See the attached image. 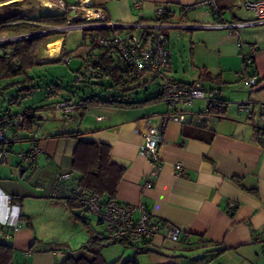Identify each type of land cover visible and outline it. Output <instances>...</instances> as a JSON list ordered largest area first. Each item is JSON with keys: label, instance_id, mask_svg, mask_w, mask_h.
<instances>
[{"label": "crops", "instance_id": "1", "mask_svg": "<svg viewBox=\"0 0 264 264\" xmlns=\"http://www.w3.org/2000/svg\"><path fill=\"white\" fill-rule=\"evenodd\" d=\"M62 1L75 6L81 0ZM199 1L142 0V6L136 7L135 0H93L111 20L126 26L153 24L156 9L166 7L173 14L174 25L167 31L170 78L186 85L200 81L206 89L218 90L224 104L222 113L207 116L204 100L195 101L188 109L180 108L179 111L186 113V122H171L166 127L165 142L159 151L160 171L154 175L156 167L139 152L147 127L159 123L151 116L168 111L162 101L130 110L92 108L83 117L76 111L70 120L63 121L56 118V111L50 113L63 92L48 90V102L38 108L49 114L45 121L49 123L40 142L42 153L32 167L20 158V154L33 146L30 134L21 132L14 138V132L9 131L6 135L11 152L7 163L0 164V247H9L10 253L1 257L0 264H61L65 256L58 249L71 250L76 257L87 256L82 250L88 240L86 228L81 220L76 222L75 212L51 197L58 176H71L77 139L68 134L77 131L84 133L82 140L109 145L112 162L125 169L117 190L120 202L142 204L154 219L188 236L177 244L157 236L143 245L142 257L122 246L130 254L124 252L109 261L106 248L103 256L108 264L132 259L139 264H194L201 259L209 264H264V134L259 140L256 131L258 105L264 101V25L239 28L235 32L212 27L220 19L236 25L251 20V14L241 5L242 0H215L218 14H210L208 7L182 13L184 7ZM32 8L55 11L51 15L61 13L51 6V0H0V22L15 16L28 18L18 9ZM10 26L19 28L16 24ZM182 29L191 34H183ZM171 30L184 35L190 46L192 62L187 68L184 59L180 62L172 49ZM10 32L2 34L11 35ZM59 44L51 52L58 50ZM251 46L257 48L254 63L240 76L242 55ZM203 72L210 74V80H200ZM253 76L260 80V85L250 93L245 78ZM155 82L154 77L145 74L133 86ZM97 86L96 82L85 90L97 91ZM51 92L57 95H49ZM155 92L143 100H123L144 102L156 98L160 87ZM246 100L253 102L251 120L237 109L236 104ZM11 105L10 100L5 102L0 107V116L7 109L12 113L26 110L20 107L13 112ZM98 117L104 120L98 121ZM178 165L182 166L179 175ZM72 176L77 178L76 174ZM148 182L154 184L153 188H146ZM9 196L20 200V211L9 208ZM90 217L93 230L104 233L96 226V218ZM19 222L23 227L15 230ZM81 231L86 232V239L76 246L75 235Z\"/></svg>", "mask_w": 264, "mask_h": 264}, {"label": "built area", "instance_id": "2", "mask_svg": "<svg viewBox=\"0 0 264 264\" xmlns=\"http://www.w3.org/2000/svg\"><path fill=\"white\" fill-rule=\"evenodd\" d=\"M87 1H92L88 4ZM136 7L142 6V0H135ZM242 7L251 14L252 19L242 24H230L223 22L221 19L217 21L213 28H221L235 32L239 28L264 25V0H242ZM51 6L54 9L60 10L62 13H77L69 18L68 25L65 27H45L44 25L30 21L28 24L38 27L40 30L17 35H0V47L11 45L13 43L47 35H63L69 34L72 30L80 29L84 32L100 31L107 32L106 35L98 36L91 35L88 40L93 41L95 48L93 53L87 57V61L83 67L82 73L75 77L76 84H82L89 78L101 75L102 56L108 57L116 64L121 65L123 69V78L125 80L137 79L141 74H149L155 76L161 81L162 102L167 106L168 111L162 114H154L151 119L157 118L159 123L157 126L149 125L146 129L145 142L140 149V155L152 161L157 172L160 171L159 151L162 144L165 142L164 132L166 127L171 122L183 124L186 122V113L179 111L180 108L188 109L197 100H204L207 103L205 114L208 116L209 106L216 104L219 99V91L216 89H206L199 81L188 85L179 83L170 78L168 68L170 67V39L165 35V32L172 28V23H164L162 20L168 16V12L164 6H159L155 12V21L150 25H133L126 26L114 22L105 13L104 8L96 7L93 0H81L75 6H67L62 0H51ZM201 7H208L210 14H218V8L215 0H201L192 5L183 8L184 12H189ZM74 18H79V22L71 21ZM80 17H85V20H80ZM15 24V23H12ZM131 29V30H129ZM150 29L151 36H146L139 33V30ZM137 30V31H136ZM241 47V44L239 45ZM257 52L256 46H251L247 54L242 55L243 71L240 76L245 74L247 68H250L254 63V58ZM66 64L72 61V57H67ZM245 83L249 92L256 90L260 85V80L256 77L245 78ZM253 102L246 100L237 104L238 113L246 115L247 119L254 118ZM259 112L256 117V128H260L257 132L260 134L259 140L263 136L264 128V101L259 103ZM76 102L74 99H66L58 103L54 111H58L60 115L69 119L75 111ZM41 122L36 126L34 131L30 133L33 140V146L28 153L20 154L22 161L31 167L37 156L42 153V149L36 145L44 139L43 121H47L49 114L40 113L37 115ZM98 121H103V117H98ZM17 124L15 119L9 116H4L0 122V145L6 142L7 128L14 127ZM10 156L9 150L0 149V164L7 163ZM178 175L182 172V166L176 167ZM69 175L59 176L60 184L70 181ZM153 183L148 182L146 188H153ZM76 194L81 199L80 202L86 209L100 216L105 224V236L110 243H115L122 240H127L135 249L143 243L152 241L155 237L160 236L167 241L179 243L188 238L187 234L182 230L175 228L169 224L159 223L154 220L151 214L142 204L125 206L118 201H113L106 204L101 209L99 199L89 195H81L79 189H76ZM9 208L20 211L22 203L13 197H8ZM234 208V206H231ZM23 227V223L19 222L14 226L15 230ZM258 241H260L258 237Z\"/></svg>", "mask_w": 264, "mask_h": 264}, {"label": "trees", "instance_id": "3", "mask_svg": "<svg viewBox=\"0 0 264 264\" xmlns=\"http://www.w3.org/2000/svg\"><path fill=\"white\" fill-rule=\"evenodd\" d=\"M165 9L168 12V16H166L162 21L164 23H171L173 14L166 7ZM182 13H187V12H184L182 10ZM71 16H72L71 12L69 13L61 12V13L41 17L40 19H35V20H30L28 18H23L20 16L11 17L5 20L4 22H0V27L2 25H5L3 26L4 28H0V35H2L4 31H8V32L11 31L10 33H12L13 35H17V34L35 32L40 30L38 27L28 24L30 21L31 22L36 21L44 25L45 27H65L68 25L69 18ZM12 23L18 25L17 27L19 28L14 29L13 27H11L10 25H12ZM138 32L146 36H151V34H149L151 32L150 29H142L139 30ZM106 34L107 32L103 30L89 31V32H85V38L88 39V37L91 35H95L96 37H98ZM165 35L168 36L167 31L165 32ZM57 36L60 35L40 36V37L19 41L11 45L0 47V51H3V53L0 54V83L3 80H7V79L14 80L18 77H25V82L30 81L28 72L30 70H33L35 67L41 65L38 63V60L41 57V52L44 46L46 45L47 41ZM53 42L55 41L49 42L47 46H49ZM90 43L92 49L91 51L88 52L87 56L83 58L81 67L76 71L77 75L82 73L85 62L87 61V57L90 54H92L95 49L93 47L94 42L91 41ZM56 47H58L57 43L52 45L51 50L55 49ZM69 56L72 57L73 59V56L64 52L63 57L55 62L65 63L64 60ZM70 64L71 62L67 65L69 66ZM101 65H102L101 75L87 79L85 82L82 83V85L85 84L86 87L96 82L98 84L107 82L110 85L109 87L112 88L114 94H108V97L106 99H101L99 96L94 95L92 98H84V99L82 98L79 101L74 100L76 102V108L74 114L77 111L80 117H83L92 108L103 107V108L130 110V109H137L143 106H147L149 104H153L154 102L162 101L161 86H160L159 96H157L156 98L148 99L144 102L124 101L123 99L126 98L125 97L126 95L124 94L123 95L124 98L122 99V97H120L122 92L123 93L127 92L128 90L126 88L130 85L133 86L134 84H136V82H138L139 79L143 75H145V73L141 74L137 79L125 80L123 78V69L121 68V65L113 62L108 57V55L102 56ZM152 77H154V79H158L155 76ZM200 80H203L204 82L210 80V74L203 72L202 75L200 76ZM52 86H53L52 88L60 90V88L57 85H52ZM6 89H8V87ZM4 90L5 88L2 85H0V98L4 93ZM49 95L56 96L57 93L51 92L49 93ZM66 99H74V98L61 97L59 100H57L54 103V106L52 108H55V106L58 103ZM11 103L13 102L11 101ZM223 105L224 104L220 102V99H218V102L216 104H212L209 106V112H210L209 115L215 113L217 114L222 113ZM42 112H44L43 109L31 108V107L26 108V110L17 113H12L7 109L4 110L2 115L0 116V122L2 121L4 116H9L10 118L15 119L17 121V124L14 127L7 128V133L9 131L14 132V138H16L17 134L21 132L28 134L32 133L36 128V126L41 122V119L38 118L37 115ZM73 115L66 120H70L73 117ZM258 129L260 128L257 127L256 131ZM263 133H264V128H263ZM83 134L84 133L80 131L68 134L69 136L72 135L77 139V145L74 150L73 159H72V172L70 173L71 179L66 183L60 184L58 182V178L63 174L59 175L58 178L56 179L55 187L53 188L51 197L52 199L62 202L64 205L70 208L72 212H75L74 218L76 222L81 220V225L84 228H86L88 232V240L85 243L82 250L87 254V256L76 257L74 252H71V250L58 249L57 252L63 253V255L65 256V259L62 261L61 264H108L104 259L103 251L106 248H109L113 245H121L123 247H128L133 251H135L136 255L138 256L142 253L140 251L142 250V247L143 245H145V243L139 245L137 249H135L127 240L110 243L105 236L106 230H104V233L98 234L91 227L90 224V221L92 220L90 217L91 215L96 218L97 223H99V225L105 226L100 216L86 209V207L80 202L81 199L78 197L79 194H76V189H79L81 195L86 194L92 197H97L99 199V204L101 209H103V207L106 204L113 201H118L120 204L125 206H129V207L131 206L129 204L122 203L117 199L118 186L124 176L125 169L112 162L111 147L107 144H97L95 142L82 140L81 137L83 136ZM31 142H33L32 138H31ZM10 145L11 143L6 139V142L0 145V149L3 150L7 149L11 152ZM36 145L39 146L40 144L36 142ZM25 153H28V151ZM35 161L33 165L35 164ZM72 174H76L77 178H73L74 176H72ZM64 175H68V174H64ZM158 222L166 224L163 221H158ZM164 241L167 240L164 239ZM8 253H10L9 247H5V246L0 247V259L1 257L8 256L9 255ZM112 264H139V263L136 261V259H132L124 263H122L121 260H118ZM194 264H209V263L204 262V260L201 259L196 261Z\"/></svg>", "mask_w": 264, "mask_h": 264}, {"label": "rangeland", "instance_id": "4", "mask_svg": "<svg viewBox=\"0 0 264 264\" xmlns=\"http://www.w3.org/2000/svg\"><path fill=\"white\" fill-rule=\"evenodd\" d=\"M18 11L20 14L25 15L30 19H40L41 17L51 15L52 12H55L36 8L27 10L18 9ZM72 14L74 16L77 13L73 12ZM71 21H74V24H76L77 22H79V18L73 19L72 17ZM180 31L183 34H191L190 31L187 30L182 29ZM173 32L174 30L169 31L170 35L172 36V49L173 51H175V55L178 56L180 62H182V59H184L186 66L185 68H187V64L190 63L191 66L192 62L190 58V46L189 44H186L184 35H176ZM63 37H65L64 45ZM59 40H61L60 44L58 43ZM52 41L55 42L47 46V44ZM55 43L59 44V48L58 50H55L56 52H51L50 49H52V45ZM91 49L92 46L90 41L85 38V32L80 29L72 30L69 34L65 33L63 35L50 39L44 46L41 52V57L38 60L39 64H41L42 62L45 64L37 66L33 70H30L28 72L30 81L25 82V77H18L14 80L7 79L1 82L5 90L0 98V107H4L5 102H9L10 100L13 102L10 106L13 112L19 111L20 107L38 108L48 102L49 99L46 92L48 90H56L52 88V85H57L60 88V92H63L62 97L74 98L75 101H79L82 98H92L94 95L99 96L101 99H106L108 97V94H114L112 88L109 87L110 85L107 82L98 84L97 91H92L90 89L85 90V84H75L74 81L77 75L76 71L81 67L83 58L87 56L88 52L91 51ZM64 52L73 56V59L69 66L64 62H55L63 57ZM2 53L3 51H0V54ZM47 56H51V58L48 60H43L44 58H47ZM155 80V83L142 84V86L140 85L139 87L130 85L126 88L128 91L124 93L122 92L120 97H122L123 99V95L125 94V99L127 100H143L145 98H148L156 94L155 90L160 87L161 81L159 79ZM7 87L8 89H6ZM51 110L52 112L50 111V113L54 114V108H52ZM56 114V118L67 121L60 115L58 111L56 112ZM48 123L45 121L42 122L44 131ZM95 224L96 226H99L101 230H105V226L99 225V223L97 222H95ZM84 233L86 234L85 231H81L75 235L76 239L74 241V244H76V246H78L79 244L81 245V243L86 239ZM124 252L130 254L131 251L124 250L121 245H113L109 247L108 250H106L105 254L108 253L109 255L107 256V259L109 261H112V259L120 254H123ZM137 257H142V255H138ZM140 259L142 261V258Z\"/></svg>", "mask_w": 264, "mask_h": 264}, {"label": "bare ground", "instance_id": "5", "mask_svg": "<svg viewBox=\"0 0 264 264\" xmlns=\"http://www.w3.org/2000/svg\"><path fill=\"white\" fill-rule=\"evenodd\" d=\"M86 18L85 17H80V20H85ZM53 52H56V51H53Z\"/></svg>", "mask_w": 264, "mask_h": 264}]
</instances>
